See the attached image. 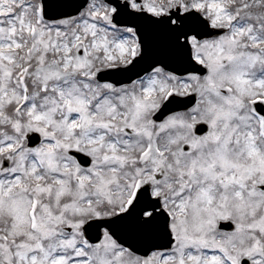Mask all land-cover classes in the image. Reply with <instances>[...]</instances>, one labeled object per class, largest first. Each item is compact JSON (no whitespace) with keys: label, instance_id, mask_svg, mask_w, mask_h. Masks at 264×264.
Returning <instances> with one entry per match:
<instances>
[{"label":"snow or ice","instance_id":"obj_1","mask_svg":"<svg viewBox=\"0 0 264 264\" xmlns=\"http://www.w3.org/2000/svg\"><path fill=\"white\" fill-rule=\"evenodd\" d=\"M0 264H264V0H0Z\"/></svg>","mask_w":264,"mask_h":264}]
</instances>
